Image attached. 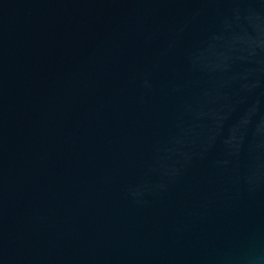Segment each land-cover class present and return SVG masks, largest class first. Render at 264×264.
I'll list each match as a JSON object with an SVG mask.
<instances>
[{
	"label": "water",
	"instance_id": "95a60500",
	"mask_svg": "<svg viewBox=\"0 0 264 264\" xmlns=\"http://www.w3.org/2000/svg\"><path fill=\"white\" fill-rule=\"evenodd\" d=\"M0 264H264V0H0Z\"/></svg>",
	"mask_w": 264,
	"mask_h": 264
}]
</instances>
